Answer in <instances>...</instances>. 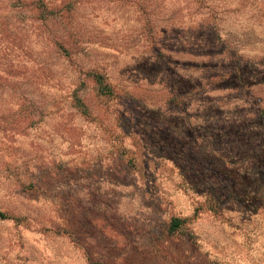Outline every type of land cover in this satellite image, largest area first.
<instances>
[{
  "label": "rangeland",
  "instance_id": "374dc122",
  "mask_svg": "<svg viewBox=\"0 0 264 264\" xmlns=\"http://www.w3.org/2000/svg\"><path fill=\"white\" fill-rule=\"evenodd\" d=\"M51 1L69 48L0 0V264H264L263 0H205L227 31L213 75L238 70L181 110L168 93L206 66L200 0H145L180 7L155 65L139 3Z\"/></svg>",
  "mask_w": 264,
  "mask_h": 264
},
{
  "label": "trees",
  "instance_id": "16d2710c",
  "mask_svg": "<svg viewBox=\"0 0 264 264\" xmlns=\"http://www.w3.org/2000/svg\"><path fill=\"white\" fill-rule=\"evenodd\" d=\"M16 2V3H22L28 10L31 12L36 13L35 18L37 20H40V22H45L47 19L52 23V28H56V32L53 33L52 37V43L53 47L57 50L64 48L65 49L69 45L67 44V34L69 32L66 30V23L65 21V12L63 11H55L54 8L46 3H55L51 0H7L8 3L10 2ZM79 3L81 0H74V1H65L61 0L60 3ZM201 3H195V8L202 11L203 18L200 21L197 28H201L195 34L198 35V37L195 38V40L200 39L199 45L197 47H200L201 52L198 55L200 58H204L205 62L203 64H206V66L201 67L205 71L203 72L202 77H193L192 75H187L182 77L179 82L177 83V89L174 90V88H171V91L168 93V98L170 102V107L178 106L182 107L179 108V110L183 109L187 105V101L191 100V97L194 96L193 94H196V92H201L205 88L207 90L212 87L214 82L213 80L216 78L219 83H225L232 79H234L235 75L237 73V68L233 69V73L222 75L220 77H217L216 75H213V71L216 69L213 57L218 56L219 54L225 53L227 51L226 45L227 41L225 39V31L221 25L223 22L222 12L220 7L217 5H211L208 3H205V0H200ZM151 1H149L150 3ZM203 2V3H202ZM134 3L138 4V9L143 10L142 15H144L145 20V26L148 28L149 33V42L151 44L150 49V55L147 57V59L144 60V62H147L148 65H155L157 63H160L161 61L157 59V56L159 54L160 46L163 45V43L156 38L157 34L159 32L160 35H166L165 32L166 29H163L161 26V21L159 18L160 14L162 13H168L170 17L179 16L180 15V7L179 3H157V7H150L149 10L146 9L144 6L145 0H134ZM142 3V4H141ZM264 3V0H263ZM193 8V7H192ZM173 27L170 28V30ZM157 31V32H156ZM71 36H69V39ZM197 42V41H195ZM158 60V61H157ZM92 74V73H91ZM92 79L96 82L98 87V92L101 94H111L112 93V86L109 85V83L106 82V79L103 80L101 74L93 73L91 75ZM212 81V82H211ZM211 82V83H210ZM182 83V85H180ZM181 86V87H180ZM198 95V94H197ZM77 106L80 109V112L82 114H86L88 112V108L86 105V102L83 99L77 100ZM6 219V216L3 213H0V220ZM181 220L179 219H172L171 221V228L176 229L181 224Z\"/></svg>",
  "mask_w": 264,
  "mask_h": 264
}]
</instances>
